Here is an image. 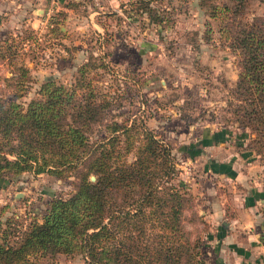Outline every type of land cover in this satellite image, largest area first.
Listing matches in <instances>:
<instances>
[{"label":"rangeland","instance_id":"374dc122","mask_svg":"<svg viewBox=\"0 0 264 264\" xmlns=\"http://www.w3.org/2000/svg\"><path fill=\"white\" fill-rule=\"evenodd\" d=\"M206 8L198 0H0V96L25 106L44 79L72 85L83 71L110 102L92 138L105 135L111 120L138 116L170 145L173 182L192 195L203 220L204 264H264V160L245 148L253 132L230 120L238 55ZM263 13L264 0H244L240 18ZM188 96L185 120L179 105ZM73 182L51 171L1 177L0 222L14 218L20 228L39 220L51 197L69 193ZM34 264L82 258L59 253Z\"/></svg>","mask_w":264,"mask_h":264},{"label":"trees","instance_id":"16d2710c","mask_svg":"<svg viewBox=\"0 0 264 264\" xmlns=\"http://www.w3.org/2000/svg\"><path fill=\"white\" fill-rule=\"evenodd\" d=\"M198 4L222 22L219 35L238 55L226 101L230 120L253 132L245 148L264 160V13L242 21L244 0ZM79 78L72 85L44 79L25 106L0 96V178L24 171L74 178L73 189L51 197L39 220L20 228L14 218L0 222V264L59 253L79 254L82 264H204L203 220L192 195L173 182L170 145L138 116L111 120L105 135L92 138L110 102L81 70ZM191 102L188 96L179 105L185 120Z\"/></svg>","mask_w":264,"mask_h":264},{"label":"crops","instance_id":"0c3cea01","mask_svg":"<svg viewBox=\"0 0 264 264\" xmlns=\"http://www.w3.org/2000/svg\"><path fill=\"white\" fill-rule=\"evenodd\" d=\"M114 1H116V0H110V2H114ZM235 77L234 76H232V79H234ZM261 223H263V225H264V220H262L261 221ZM235 254V253H234ZM238 254V253H237ZM238 262V261H237ZM237 264H244V262H238ZM245 264H247L246 262H245Z\"/></svg>","mask_w":264,"mask_h":264},{"label":"water","instance_id":"95a60500","mask_svg":"<svg viewBox=\"0 0 264 264\" xmlns=\"http://www.w3.org/2000/svg\"><path fill=\"white\" fill-rule=\"evenodd\" d=\"M89 178H90L91 180H93V179H94V175L91 174V175L89 176Z\"/></svg>","mask_w":264,"mask_h":264},{"label":"built area","instance_id":"2783aa9c","mask_svg":"<svg viewBox=\"0 0 264 264\" xmlns=\"http://www.w3.org/2000/svg\"><path fill=\"white\" fill-rule=\"evenodd\" d=\"M52 1H54V0H52ZM55 1H57V0H55ZM95 3H98V0H93Z\"/></svg>","mask_w":264,"mask_h":264}]
</instances>
